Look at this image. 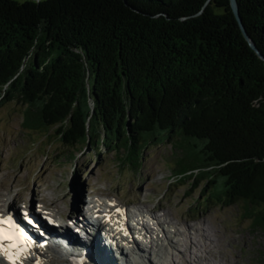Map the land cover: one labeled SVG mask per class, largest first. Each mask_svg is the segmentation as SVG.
<instances>
[{
    "label": "trees",
    "instance_id": "obj_1",
    "mask_svg": "<svg viewBox=\"0 0 264 264\" xmlns=\"http://www.w3.org/2000/svg\"><path fill=\"white\" fill-rule=\"evenodd\" d=\"M264 54V0H238ZM72 158L141 168L176 150L208 200L243 202L264 230V60L230 0H0V100Z\"/></svg>",
    "mask_w": 264,
    "mask_h": 264
},
{
    "label": "rangeland",
    "instance_id": "obj_2",
    "mask_svg": "<svg viewBox=\"0 0 264 264\" xmlns=\"http://www.w3.org/2000/svg\"><path fill=\"white\" fill-rule=\"evenodd\" d=\"M24 107L19 99L0 100V210L45 199L50 212L58 209L65 218L60 222L71 232L70 224L77 218L73 214L88 216L87 202L114 196L132 213L127 215L131 232L126 233L134 235L135 243L145 245L146 251L132 254L131 246L121 243L118 252L112 253L123 252L129 258L125 262V257L112 256L100 246L97 255L102 254L103 264H264V230L253 225L245 204L208 200L203 185L180 180L175 169L177 153L170 143L147 149L139 171L105 152L97 155L85 150L72 158L63 152L53 131L44 135L23 128ZM156 214L163 227L153 218ZM142 217L156 235L167 231L172 245L167 240L160 244L163 239L151 240L148 234L139 236L136 221ZM197 227L203 230L196 232ZM97 235L96 243L101 244ZM103 244L108 245L105 240Z\"/></svg>",
    "mask_w": 264,
    "mask_h": 264
},
{
    "label": "bare ground",
    "instance_id": "obj_3",
    "mask_svg": "<svg viewBox=\"0 0 264 264\" xmlns=\"http://www.w3.org/2000/svg\"><path fill=\"white\" fill-rule=\"evenodd\" d=\"M23 194V193H22ZM23 196V195H22ZM25 198V197H24ZM26 199V198H25ZM111 201H107V209L106 210H102V214L101 217H99L98 219H96L95 221H88L87 223L89 224H93L94 226L98 227V226H106L107 228V232L109 235V238L111 237L116 246L110 245V243H107L108 245L103 244V241H101V239L99 240L101 242V244L96 243V236H93V238H91L89 241L87 240L88 238L84 237H79L77 235V233L71 231V234H69L70 232L68 230H64V233H62V235L56 237V231L53 229L52 231L50 230L51 233H53V235L57 238L58 241H55L54 238L53 239H48L47 243L45 245H41L40 243H38L34 248H32L31 250H25L22 251V249L20 250H13L10 252L9 256H12L13 258H15L17 264H57L64 262L66 264H74V260L76 259V256H82L83 257V263L84 264H103L102 260L99 259L102 256V254L97 255V251H102V249H97L100 246L102 248H106V250H108V253L110 252V254H112V256H118V257H125V262H128V257L125 256L122 252V254H115L113 255L114 252H118V249L120 248V244L121 243H125L129 246H131V253L132 254H137L141 251H146L144 248V246H141L139 244H136L135 242L138 241L137 238H135V236L133 235H129L126 232H131L129 230H127V215H131L132 213L130 211H128L120 202H117L114 199H110ZM45 201V199H44ZM59 202V201H58ZM60 203V202H59ZM58 203V204H59ZM104 202H101L100 200H96V201H92L91 204L93 209L95 208H102V204ZM51 205V204H50ZM61 205V204H60ZM59 207V206H58ZM61 207V206H60ZM90 208V207H89ZM55 210V209H54ZM58 210V209H57ZM46 215H51V217L54 218V220H58V218H61L62 215L61 213L58 211L54 214L51 213H45ZM64 214H66L64 212ZM56 216H58V218H55ZM134 217H138L137 214ZM153 218H156L159 222L160 227H163V222L160 219L159 215H154ZM85 219V217H84ZM135 220V219H134ZM112 225H108V223H110ZM108 225V226H107ZM136 225L138 227L136 230V233L140 234L139 236H147V234L149 235V239H160V240H165L164 242L162 241V245L165 244L166 240L168 242V245H172L173 240H171L170 235L167 233V231H164L163 235H160L157 232V235L155 234V230L150 226L148 220L144 219L142 217L139 218L136 221ZM188 228L193 227V224H188L187 225ZM54 227V226H51ZM60 227L62 228L63 226L60 225ZM135 228V227H134ZM178 230V229H177ZM201 230H203L202 228H196V232H200ZM61 231V230H60ZM142 231H145L144 234H141ZM181 233L183 234V232L181 231ZM156 235V236H155ZM52 237V236H51ZM98 238H100V236L97 235ZM137 237V236H136ZM157 237V238H156ZM110 238V239H111ZM111 239V240H112ZM150 240V241H151ZM93 244L90 245V243L94 242ZM140 246V248H139ZM157 246L158 245L157 243ZM147 249V248H146ZM113 251V253H112ZM8 255H3L0 256V264H13V260H10L8 257ZM94 257H96L98 260H96L97 262L95 263L94 261ZM175 262V261H174ZM111 264V262L108 261V264ZM114 264H119V263H114Z\"/></svg>",
    "mask_w": 264,
    "mask_h": 264
},
{
    "label": "snow or ice",
    "instance_id": "obj_4",
    "mask_svg": "<svg viewBox=\"0 0 264 264\" xmlns=\"http://www.w3.org/2000/svg\"><path fill=\"white\" fill-rule=\"evenodd\" d=\"M30 239L19 225L15 224L11 220V217L7 219L0 216V251L8 254L13 250H19L24 240ZM13 260V264H17L16 260L12 257H8Z\"/></svg>",
    "mask_w": 264,
    "mask_h": 264
},
{
    "label": "water",
    "instance_id": "obj_5",
    "mask_svg": "<svg viewBox=\"0 0 264 264\" xmlns=\"http://www.w3.org/2000/svg\"><path fill=\"white\" fill-rule=\"evenodd\" d=\"M39 1V0H36ZM210 1V0H208ZM231 2V7L240 23V26L244 32V35L246 36L247 40L249 41L250 45L252 46V48L257 52V54L264 60V54L261 52V50L258 48V46L256 45V43L254 42V40L251 38V36L249 35V33L246 30V27L243 23L242 17H241V13L239 10V2L238 0H230Z\"/></svg>",
    "mask_w": 264,
    "mask_h": 264
}]
</instances>
